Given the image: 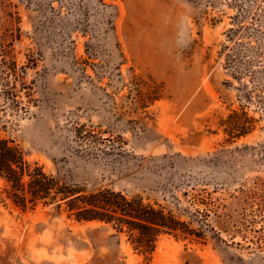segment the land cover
I'll list each match as a JSON object with an SVG mask.
<instances>
[{
    "label": "rangeland",
    "instance_id": "obj_1",
    "mask_svg": "<svg viewBox=\"0 0 264 264\" xmlns=\"http://www.w3.org/2000/svg\"><path fill=\"white\" fill-rule=\"evenodd\" d=\"M2 41L26 112H0V135L28 163L204 237L147 256L63 208L14 207L0 180V264H264V0H0Z\"/></svg>",
    "mask_w": 264,
    "mask_h": 264
},
{
    "label": "trees",
    "instance_id": "obj_2",
    "mask_svg": "<svg viewBox=\"0 0 264 264\" xmlns=\"http://www.w3.org/2000/svg\"><path fill=\"white\" fill-rule=\"evenodd\" d=\"M10 45L0 42V112L17 115L26 112L18 100L24 90V68H17ZM17 83L20 88L17 89ZM238 119V114L232 115ZM242 133H247L243 128ZM84 137L77 135V139ZM0 180L5 199L22 210H34L38 205L62 208L78 223H100L109 226L116 236L125 235L129 244L141 254L151 256L162 236L199 241L203 234L191 228L172 211L150 203L141 196H127L108 188L87 190L66 183L44 172L36 163H28L22 152L0 135Z\"/></svg>",
    "mask_w": 264,
    "mask_h": 264
}]
</instances>
